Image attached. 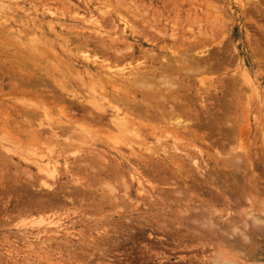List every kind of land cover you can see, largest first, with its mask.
<instances>
[{"label":"rangeland","instance_id":"1","mask_svg":"<svg viewBox=\"0 0 264 264\" xmlns=\"http://www.w3.org/2000/svg\"><path fill=\"white\" fill-rule=\"evenodd\" d=\"M263 8L264 0H0V109L3 108L0 110V192H3L0 194V264H264ZM86 37L96 40H90V45L85 47L82 42L87 41ZM99 38L114 40L117 50H130L120 51V54L117 51L118 59L101 52L98 55ZM68 52L78 55L77 60H81L82 54L93 56L94 52L97 56L92 60L97 58L100 62L107 57L102 63L109 61L107 65L111 64V72L116 68L113 72H144L147 69L151 73L156 68L168 69L169 73L172 70L168 76L175 86L174 92L166 93L168 86L165 89L158 87L157 94L161 93V98L152 100L155 107L148 111L152 120L148 113L145 114L147 110L139 108L142 115L138 117L130 106L110 103L112 108L117 107L121 116L124 115L121 110L124 113L131 110V117L134 115L136 122L137 117L143 123L153 121V127L150 122L143 127L141 122V127L138 125L139 128L135 127L137 129L132 132L131 129L119 132L116 126H110L114 109H109L104 117L103 122L111 128L105 126L108 133L103 125L95 126L94 121L89 122L95 119L86 116L88 109L96 110L89 105L95 96L88 90L83 93L81 88L89 87L87 78L93 70L84 68L77 61L73 63ZM54 54L58 57H53ZM59 55L64 57L63 61L59 60ZM65 59L69 65L64 63ZM59 61L64 63L62 67L66 66L62 75L67 79L58 73L59 69H53ZM164 62L172 69L169 70L168 65L167 69L163 68ZM37 72L45 75L38 77ZM33 74L35 79L31 77ZM21 75L29 76V81L47 75V80L44 78L47 86L37 84L31 89L26 86L24 90L26 78ZM71 75L76 79H71ZM58 78L62 83L64 80L66 90L60 88L66 92L58 91L60 88L56 84H61ZM81 80L84 86L80 88ZM67 83L72 85L69 89ZM19 87L21 90L16 89ZM73 87L79 92L77 99L80 100L74 99L77 105L71 99ZM14 88L20 92L15 93ZM28 90L32 92L29 97ZM68 90L71 91L68 93ZM60 91L66 99L71 96L69 102L65 100V103V95ZM58 93L63 99H59ZM142 100L138 96V102ZM81 103L88 108L82 110ZM61 105L71 107L68 111L74 113L67 115L65 110L66 115L64 111L60 114ZM156 106L163 108L161 113L157 109L151 112ZM169 108L177 112H169ZM26 110L34 112L29 113L31 117L37 114L31 118L32 122ZM163 113L169 116V125L157 121ZM70 114H74L73 117ZM144 114L149 116L148 119ZM171 116L175 117L173 121ZM56 118L62 122L71 121L76 128L74 131L78 130L83 137L78 139L80 134L74 137V131L66 134L67 137L61 136V130L55 128ZM149 127L154 131L151 132ZM98 129L101 132H97ZM95 131L98 134H94ZM145 131L149 136L144 135ZM103 132L110 133L109 138L105 133L102 138ZM44 135L53 140L48 141ZM69 140L77 144L73 143L74 149L65 147L63 142H71ZM45 145L53 150L56 148L55 152L51 150L49 155L50 149L47 150ZM58 145L63 146L62 149ZM157 169L160 172L155 171ZM161 170L167 172V176L159 174ZM146 171L151 172L145 175ZM168 176L171 179H166ZM67 186L75 194L69 195V188L68 193H63ZM176 189H183V192ZM33 193H37L38 202H33ZM191 206L196 209L192 207V210ZM201 213L206 215L201 218ZM189 216L195 220L190 221ZM255 216L257 221H253Z\"/></svg>","mask_w":264,"mask_h":264},{"label":"bare ground","instance_id":"2","mask_svg":"<svg viewBox=\"0 0 264 264\" xmlns=\"http://www.w3.org/2000/svg\"><path fill=\"white\" fill-rule=\"evenodd\" d=\"M218 1V0H217ZM220 1V0H219ZM214 2H216V1H214ZM224 3V2H223ZM65 4V3H64ZM223 5V4H222ZM219 6V5H218ZM226 7V6H225ZM124 8V7H123ZM127 9H129V8H127ZM264 9V8H263ZM18 10V9H17ZM117 10V9H116ZM126 10V9H125ZM218 10V9H217ZM222 10V9H221ZM220 10V11H221ZM128 12H129V10H128ZM142 12V11H141ZM222 12V11H221ZM130 13V12H129ZM146 13V12H145ZM210 13V12H209ZM105 14V13H104ZM115 14V13H114ZM223 14H225V13H223ZM121 15V14H120ZM94 17V16H93ZM249 17V16H248ZM132 19V18H131ZM154 19V18H153ZM127 20V19H126ZM150 20V19H149ZM93 24H94V22H93ZM111 24V23H110ZM52 26V25H51ZM96 26V25H95ZM98 26H100V25H97L96 27H98ZM102 26V25H101ZM45 27V26H44ZM74 27V26H73ZM67 28V27H66ZM98 28H100V27H98ZM38 29V28H37ZM82 30V29H81ZM106 30V29H105ZM110 30V29H109ZM97 31H98V29H97ZM138 31V30H137ZM96 32V31H95ZM147 32V31H146ZM97 33V32H96ZM74 34V33H73ZM94 35H95V33H93ZM99 34V33H98ZM59 35V34H58ZM107 35V34H106ZM49 37V36H48ZM64 37V36H63ZM84 37V36H83ZM97 37V36H96ZM87 38V37H86ZM95 38V37H94ZM94 38L93 39H88L87 38V41L85 42V43H83L82 42V44L83 45H85V47L86 46H89L90 45V40H94ZM1 39V38H0ZM66 39V38H65ZM20 40V39H19ZM86 40V39H85ZM96 40V39H95ZM94 40V41H95ZM98 40H100L99 41V45H98V48L96 49L95 48V46H94V48L97 50V53L98 52H101L102 53V55H106L107 57H108V55L107 54H109V56H112V57H114L115 56V59L118 57L117 55V51H118V53L121 51V50H117V49H119V48H115V45H114V40H112V39H105V38H102V39H98ZM50 41V40H49ZM129 42V41H128ZM6 43V42H5ZM16 43V42H15ZM40 43V42H39ZM91 43H93V42H91ZM118 43V42H117ZM17 44V43H16ZM23 44V43H22ZM124 44V43H123ZM24 45V44H23ZM259 45H261V44H259ZM4 46V45H3ZM61 46V45H60ZM122 47V46H121ZM124 47H126V46H124ZM132 47V46H131ZM19 48V47H18ZM49 48V47H48ZM78 48H79V46H78ZM126 48H130V47H126ZM142 48V47H141ZM42 49V48H41ZM132 49V48H131ZM1 50V49H0ZM24 50V49H23ZM30 50H31V48H30ZM90 50V49H89ZM98 50H100V51H98ZM125 50V49H124ZM124 50H122L121 52H123ZM128 50H130V49H128ZM128 50H125V51H128ZM28 51V50H27ZM51 51H53V50H51ZM68 51V50H67ZM7 52V51H6ZM40 52V51H39ZM41 52H44V51H41ZM66 52V51H65ZM64 52V53H65ZM120 52V53H121ZM129 52V51H128ZM5 53V52H4ZM69 53V52H68ZM95 53V55L97 56V53L96 52H94ZM119 53V54H120ZM16 54V53H15ZM21 54V53H20ZM63 54V53H62ZM70 54V53H69ZM73 54V53H72ZM85 54V53H84ZM100 53H98V55H99ZM125 54V53H124ZM129 54V53H128ZM35 55H37V54H35ZM39 55V54H38ZM80 55V54H79ZM95 55H93V56H91V55H88V54H85V55H83L82 54V56H81V60H77L78 58H79V56L77 55V56H73V55H69V57L71 58L72 57V60H73V63H74V61H77V64L78 63H81V65L84 67V68H86V69H88V70H93L92 71V73H90V74H88V78L87 79H89V81L87 80V82H88V86L89 87H87V88H81V87H83L84 86V84H82V80L81 81H79V83L81 82V84H80V88H81V91L84 93V92H87V90H88V92H89V94H91L92 96H95L93 99H92V101H91V104H89V105H92V107L93 108H95L96 110H97V114L95 115L94 113H95V111L94 110H90V109H88L87 110V112H88V114H89V116H88V114L86 115L87 116V118H89L90 116V118H95V119H92V121L90 120L89 122H93L94 121V124H95V126L96 125H98V124H100V126L101 125H103L104 127L105 126H107V127H109L110 128V126L112 125V127H113V125H114V127L116 126L117 128H118V130H120L119 132H121V131H129L130 129H131V132H132V129L133 130H135V129H137V128H139V127H141V122L143 123L144 121L142 120L141 122L138 120V117H140L141 115H142V112H141V110L139 109V108H141V109H144V110H147V112L145 113L146 115H147V113H148V111H150L151 109H153V107H155V106H153L152 105V100H158L159 99V97L161 98V93H159V94H157V89H159V88H164L165 86H168V87H165V88H167V89H169V90H167V89H165L167 92L166 93H170V92H174V89L175 88H173V87H175L174 86V84H172L171 82H170V80H171V77H169L170 75V72L172 71H169V73L167 72L168 71V69L167 68H169V70L170 69H172V68H170L171 67V65L170 64H167L166 62H164V63H166L165 64V67H163V66H161V67H163V68H166V66L168 65L169 67H167L166 69L167 70H165V69H159V70H157L156 68H155V70H153L154 72H151V73H149L148 71H147V69H146V71H144V72H141V71H139V70H137L135 73L132 71V72H129V73H126V72H120V73H117V72H113V71H115L113 68V73L110 71V69H111V67L109 66V65H111V64H109V65H107L108 64V62H107V64H104V63H102V61L105 59L104 57H103V60L102 59H100V58H98V60L100 59V62H98L97 61V58L96 59H91L92 57H95ZM122 55V54H121ZM130 55V54H129ZM164 55V54H163ZM183 55V54H182ZM54 56H56L55 54L53 55V57ZM60 56V55H59ZM105 56V57H106ZM124 56V55H123ZM126 56V55H125ZM147 56V55H146ZM12 57V56H11ZM16 57V56H15ZM43 57V56H42ZM56 57H58V54H57V56ZM68 57V56H67ZM107 57H106V59H107ZM111 57V58H112ZM128 57V56H127ZM175 57V56H174ZM182 56H180V58H181ZM50 58V57H49ZM62 58H63V60H64V57H62V55L60 56V58H59V60L61 59L62 60ZM102 58V57H101ZM14 59V58H13ZM13 59H12V61H13ZM19 59H20V56H19ZM24 59V58H23ZM26 59V58H25ZM53 59V58H52ZM58 59V58H57ZM57 59H55V60H57ZM68 60H69V58H67ZM105 59V60H106ZM109 59V58H108ZM118 59V58H117ZM127 59H129V58H127ZM165 59V58H164ZM170 59V58H169ZM17 61H18V59H16ZM62 60V61H63ZM131 60V59H130ZM163 60V59H162ZM181 60V59H180ZM179 60V61H180ZM197 59H195V61H196ZM20 61V60H19ZM107 61V60H106ZM115 61V60H114ZM153 61V60H152ZM165 61H167V60H165ZM25 62V61H24ZM32 62V61H31ZM60 62V61H59ZM66 62V59H65V61H64V63ZM69 62V61H68ZM104 62V61H103ZM112 62V61H111ZM129 61H127L126 63H128ZM159 62V61H158ZM11 63V62H10ZM58 63V62H57ZM63 62L61 63L60 62V64H58V66H54L53 67V69L54 70H58L59 72V74L61 75V76H63L62 74V72H64V71H62V70H64L65 69V67H62L63 66V64H64ZM115 63V62H114ZM161 63V62H160ZM168 63H169V61H168ZM176 63V62H175ZM29 64V63H28ZM50 64V63H49ZM62 64V65H61ZM66 65H69V64H67V62L65 63ZM117 64H119V63H117ZM121 64V63H120ZM36 65V64H35ZM56 65V64H55ZM71 65V64H70ZM74 65V64H73ZM76 65V64H75ZM123 65V64H122ZM163 65V64H162ZM173 65V64H172ZM31 66V65H30ZM149 66V65H148ZM20 67H22V66H20ZM35 67V66H34ZM57 67V68H56ZM70 67V66H69ZM72 67V68H71ZM71 69H73L74 68V66H72L71 65ZM152 67V66H151ZM158 67V66H157ZM173 67H175V66H173ZM16 68V67H15ZM24 68V67H23ZM32 68V67H31ZM108 68H109V70H108ZM127 68V67H126ZM142 68V67H141ZM152 68H154V66L152 67ZM151 68V69H152ZM180 68V67H179ZM22 69V68H21ZM51 69H52V67H51ZM52 69V70H53ZM122 69H123V67H122ZM140 69V68H139ZM144 69V68H143ZM142 69V70H143ZM191 69V68H190ZM42 70H43V68H42ZM41 70V71H42ZM51 70V71H52ZM77 70V69H76ZM173 70H175V69H173ZM181 70V69H180ZM186 70V69H185ZM200 70V69H199ZM11 71V70H10ZM33 71V70H32ZM36 71V70H35ZM67 71H68V68H67ZM73 71H75L74 69H73ZM107 71H110V72H107ZM120 71H121V69H120ZM122 71H124V70H122ZM182 71V70H181ZM187 71H188V69H187ZM16 72V71H15ZM178 72V71H177ZM190 72V71H189ZM192 72V71H191ZM6 73H9V72H6ZM35 73V72H34ZM49 72H46V74L47 75H50L51 76V74L49 73ZM57 73V72H56ZM70 73H71V70H70ZM188 73V72H187ZM31 75H32V73H30ZM30 74H29V76H30ZM37 75H38V77L39 76H41L42 74H38V72L36 73ZM64 74H66V73H64ZM79 74V71H77V75ZM151 74V75H150ZM43 75H45V74H43ZM43 75H42V77H43ZM46 75V76H47ZM66 75H68V74H66ZM65 75V76H66ZM74 75V74H73ZM169 75V76H168ZM195 75V74H194ZM2 76V75H1ZM19 76V75H18ZM26 76V77H25ZM29 76H27V75H24L23 77H22V75H21V77L22 78H26L25 80H27V78L29 77ZM46 76H44V78L46 79L47 77ZM54 76V75H53ZM52 76V77H53ZM72 76V75H71ZM177 76V75H176ZM191 76V75H190ZM11 77V76H10ZM16 77V76H15ZM31 77H34V79L36 78L35 77V74H33V76H31ZM49 77V76H48ZM57 76L55 75L54 76V78H56ZM78 77V76H77ZM87 77V76H86ZM187 77V76H186ZM44 78L42 79H38L37 78V81L36 80H34L33 78H32V80H31V78H30V80L31 81H29V80H27V82H25V80H24V85H25V87H24V90H26L27 89V87H28V89L30 88V87H32L33 88V86L35 87L37 84H39V85H43V86H47L46 85V83L44 82ZM50 78V77H49ZM53 78V79H54ZM66 78V77H65ZM64 78V76H63V79H65ZM80 78V77H79ZM83 78V77H82ZM82 78H80V79H82ZM155 78H157V79H155ZM188 78V77H187ZM52 79V78H51ZM67 79V78H66ZM71 79H76V78H74L73 76H72V78ZM84 79V78H83ZM5 80V79H4ZM18 80H19V78H18ZM34 80V81H33ZM47 80V79H46ZM57 80V79H56ZM58 80H59V78H58ZM58 80H57V82H58ZM187 80V79H186ZM21 81H23V80H21ZM29 81V82H28ZM53 81H55V79L53 80ZM60 81V80H59ZM156 81V83L158 84H156V83H154ZM9 82V81H8ZM39 82V83H38ZM43 82L45 83V84H43ZM56 82V81H55ZM54 83V82H53ZM60 85H59V83H55L56 84V86L58 85V88H63V89H65L66 90V84L64 83V80H63V83H62V81H60ZM76 83V82H75ZM74 83V84H75ZM79 83L77 84V85H79ZM50 85L52 84V81H51V83H49ZM68 85H67V89H69L68 87H71L70 86V84L69 83H67ZM73 84V85H74ZM22 85V84H21ZM20 85V86H21ZM24 85H22V86H24ZM49 85V86H50ZM53 85V84H52ZM51 85V86H52ZM76 85V86H77ZM156 85H157V87H156ZM173 85V86H172ZM27 86V87H26ZM75 86V85H74ZM39 88H40V86H38ZM37 87V88H38ZM54 87H55V85H54ZM86 87V86H85ZM159 87V88H158ZM191 87V86H190ZM22 88V87H21ZM21 88L19 87V88H16V89H18V90H21ZM38 88V89H39ZM46 88V87H45ZM58 89V91L59 90H62L63 92L65 91V90H63V89ZM186 88V87H185ZM15 89V88H14ZM16 89H15V93H17L18 94V92H20V91H18V92H16ZM31 89V88H30ZM42 89H44V87L42 88ZM71 89V88H70ZM120 89H123L124 90V92L121 90V92H122V94H120L121 92H120ZM34 90H36V88L34 89ZM55 90H57L56 88H55ZM71 90H73V93L71 92V95H72V97L73 98H71V96H69V92L71 91ZM71 90H68V93H66L71 99H76L77 101L78 100H80L79 98L77 99V97H78V94H79V92L78 91H76L75 89H74V87H73V89H71ZM77 90H80V89H77ZM192 90V89H191ZM41 91V90H40ZM39 91V92H40ZM52 91H53V89H52ZM62 91H60V93L62 92ZM150 91H153L152 93L150 92ZM154 91H156V92H154ZM159 91V90H158ZM198 91V90H197ZM14 92V91H13ZM23 92V91H22ZM37 91H35V93H36ZM44 92V91H43ZM55 92V91H54ZM62 92V93H63ZM66 92V91H65ZM78 92V93H77ZM146 92H148V93H146ZM177 92V91H176ZM25 93H26V91H25ZM34 93V92H33ZM38 93V92H37ZM49 93V92H48ZM47 93V94H48ZM60 93H58L59 95H60ZM61 93V95H65L64 93L62 94ZM82 93V94H83ZM27 94H29L27 97H29L31 94H32V92L31 91H27ZM40 94V93H39ZM55 94H57V92L55 93ZM81 94V95H82ZM176 94V93H175ZM1 95V94H0ZM9 95V94H8ZM35 95V94H34ZM60 95V96H61ZM158 95V96H157ZM163 95H164V93H163ZM167 95H169V94H167ZM198 95V94H197ZM24 96H26V94L24 95ZM42 96V95H41ZM45 97L47 96V95H44ZM43 96V97H44ZM59 96V99L60 98H62V96L60 97ZM138 96H141L142 97V101L139 103L138 102ZM165 96V95H164ZM171 96H173V94L171 95ZM177 96V95H176ZM176 96H173V97H176ZM39 97V96H38ZM37 97V98H38ZM64 97V96H63ZM172 97V98H173ZM31 98H32V96H31ZM58 98V97H57ZM65 99H63L64 101L66 100L67 102H69L70 101V98L68 99H66V95H65V97H64ZM81 98V97H80ZM164 98V97H163ZM168 98V97H167ZM49 99H50V97H49ZM166 99V98H165ZM61 100V99H60ZM139 100H141V98L139 97ZM167 100V99H166ZM66 101H65V103H66ZM154 101V102H155ZM51 102L52 101H50V103L49 104H51ZM76 101L74 100V102L73 103H75ZM80 102V101H79ZM90 102V101H89ZM106 102V103H105ZM111 102H115V103H118V104H122V105H124L125 107L126 106H130L129 107V109H131V110H133L134 111V109H135V112H134V115H136V116H138L137 117V122L135 121V117H134V115H133V117L135 118V119H133V117H131L132 116V114H133V111L131 112V110L129 111V112H126L125 111V113L123 112V110H121V113L122 114H124L123 116H121L120 115V113H119V110L117 109V107L114 109V108H112L111 106H110V103ZM163 102H164V100H163ZM170 102V101H169ZM48 103V102H47ZM64 103V104H65ZM71 103V102H70ZM41 104V103H40ZM46 104V103H45ZM56 104H58V103H56ZM59 104H61V103H59ZM63 104V103H62ZM76 104V103H75ZM82 104V103H81ZM107 104V105H106ZM133 104H135V105H133ZM160 104V103H159ZM184 104V103H183ZM53 105V104H52ZM74 105V104H73ZM77 105V104H76ZM86 105V104H85ZM133 105V106H132ZM158 105V104H157ZM1 106H3V105H1ZM62 106V105H61ZM69 106V105H68ZM71 106H72V104H71ZM88 106V105H87ZM124 106H122V107H124ZM153 106V107H152ZM162 106V105H161ZM169 106V105H168ZM49 107V106H48ZM79 106H77V108H78ZM152 107V108H151ZM162 107H164V106H162ZM170 107H174L173 105H170ZM59 110H58V112L60 113V114H62V112H63V114L65 113V110L66 111H68V109L69 108H71V107H69V108H64L63 106L62 107H60L59 106ZM86 108H88V107H85V106H83V104L81 105V109L82 110H85ZM119 108H120V106H119ZM128 108V107H127ZM175 109H176V107H174ZM1 109H3V108H1ZM0 109V110H1ZM26 109V108H25ZM34 109V108H33ZM52 109V108H51ZM109 109H112V111H113V109L115 110V112H113V114H114V118L113 119H110L109 121H110V126L109 125H107L108 123L106 122V125H105V123L103 122L104 121V117H106L107 115H108V112L110 111ZM120 109H122V108H120ZM155 109H157V110H159L160 112H158V113H161V110L163 109V108H161V109H159V108H157V106H156V108H154V110L153 111H151V112H156L157 110H155ZM35 110V109H34ZM80 110V109H79ZM14 111V110H13ZM12 111V112H13ZM27 111H28V113H27ZM50 111V110H49ZM57 111V110H56ZM76 111H78V110H76ZM99 111V112H98ZM128 111V110H127ZM170 111H173V113L174 112H177L176 110L174 111V110H172V109H170L169 108V112ZM1 112V111H0ZM4 112V111H3ZM26 113H27V115L29 114V113H31L32 112V114L34 113L33 111H29V110H26L25 111ZM71 112V111H70ZM69 111H68V113H67V115H69V113H70ZM82 112V111H81ZM94 112V113H93ZM163 112V111H162ZM23 113V112H22ZM36 113H38V112H36ZM66 113H65V115H66ZM71 113H74V111H72ZM83 113H85V112H83ZM6 114V113H5ZM40 114H41V112H40ZM40 114H38V116H41ZM49 114V113H48ZM62 114V115H63ZM111 114V113H110ZM144 114V115H145ZM149 114V113H148ZM177 113H175V115H176ZM27 115L25 114V116L27 117ZM30 115V114H29ZM28 115V116H29ZM35 116H37V114H34ZM72 115V116H71ZM73 115L74 114H70V116L71 117H73ZM143 115V116H144ZM145 115V118L146 117H149V116H146ZM150 115V120H152L151 119V114H149ZM155 115V114H154ZM34 116V117H35ZM178 117H179V115H177ZM33 117V116H32ZM31 117V115L29 116V121L31 120V122H32V118ZM34 117H33V119H34ZM43 117V116H42ZM158 118L157 116H154V118ZM174 117V116H173ZM177 117V118H178ZM38 118V117H37ZM37 118H35V119H37ZM153 118V117H152ZM169 118V116H166L164 113L163 114H161V116H159V118H158V122L160 123H163V124H165V123H167L168 125L170 124V118ZM171 118H172V116H171ZM175 118V117H174ZM174 118H172V121H173V119ZM176 118V119H177ZM73 119V118H72ZM106 119V118H105ZM144 119V118H143ZM146 119H148V118H146ZM24 120V119H23ZM26 120V119H25ZM43 120V119H42ZM53 120H55V119H53ZM56 120L58 121V119L56 118ZM55 120V121H56ZM80 120V119H79ZM85 120H87V119H85ZM156 120H154V121H156ZM28 121V122H29ZM77 121V120H76ZM147 121V120H146ZM145 121V123L148 125V123L150 122L149 120H148V122H146ZM156 121V122H157ZM18 122V121H17ZM31 122H29V123H31ZM85 122H87V121H85ZM96 122H97V124H96ZM153 121H151L150 122V124H151V126H152V123ZM157 122V124H159ZM175 122V121H174ZM173 122V123H174ZM178 122V121H177ZM183 122V121H182ZM22 123V122H21ZM27 123V122H26ZM25 123V124H26ZM42 123V122H41ZM52 123H54L55 124V122L53 121ZM140 123V124H139ZM145 123H143V127L145 126ZM187 123H189V122H187ZM186 123V124H187ZM34 124V123H33ZM35 124H37V123H35ZM42 124H44V123H42ZM53 124V125H54ZM149 124V125H150ZM157 124H155V125H157ZM26 125H29V124H26ZM40 125V124H39ZM138 125H139V127H138ZM154 125V124H153ZM161 125V124H160ZM160 125H158L157 127H160ZM168 125H167V127H168ZM184 125V124H183ZM55 126V125H54ZM54 126H52V128L53 129H55V128H58L59 130H61V132H60V135L61 134H64V136L66 135V134H68V133H72L76 128H74L73 126H72V123H71V121H58V122H56V127L54 128ZM171 126V125H170ZM13 127V126H12ZM25 127V126H24ZM38 127V126H37ZM98 127V126H97ZM107 127H105L104 129H106V132H107ZM115 127V128H116ZM135 127H137V128H135ZM153 127V126H152ZM152 127H149V130H151V132H152V130L154 131V129H150V128H152ZM156 126L154 127L155 129L157 128ZM166 127V125L165 126H162L161 128H165ZM178 128V127H177ZM58 129H56V130H58ZM100 129V128H99ZM98 129V131L97 132H101L100 130ZM111 129V128H110ZM114 129V128H113ZM147 129V128H146ZM167 129V128H166ZM180 129H182V128H180ZM40 130V129H39ZM102 130V129H101ZM117 130V129H116ZM173 130V129H172ZM4 131V130H3ZM14 131V130H13ZM31 131V130H30ZM50 132H53L52 130H49ZM78 131V130H77ZM76 131V132H77ZM79 131H81V130H79ZM102 131H105V130H102ZM147 132H148V134L150 135V133H149V131H148V129L146 130ZM146 131H145V136H149L148 134H146ZM157 130H155V132H156ZM159 131V130H158ZM11 132V131H10ZM20 132V131H19ZM58 132V131H57ZM76 132L74 131V133H75V135H76ZM188 132V131H187ZM17 133V132H16ZM47 133V132H46ZM55 133V132H54ZM78 133V132H77ZM90 133V132H89ZM88 133V134H89ZM94 133V132H93ZM105 132H103V133H99L100 134V136L102 137V134H104ZM108 133V132H107ZM107 133H105V134H107ZM80 134V137L78 138V139H80L81 138V136L82 135H84V134H82L81 135V133L79 132L76 136L74 135V137H78V135ZM94 134H98V133H96V131H95V133ZM94 134H93V138H94ZM110 134V133H109ZM109 134H107V136L109 135ZM115 134H116V132H115ZM151 134H153V133H151ZM166 134V133H165ZM182 134V133H181ZM20 135V134H19ZM30 135V134H29ZM39 135V134H38ZM37 135V136H38ZM41 135V134H40ZM52 135V134H51ZM56 135H58L57 133H56ZM111 135H113L112 133H111ZM110 135V136H111ZM121 135V134H120ZM14 136V135H13ZM53 136V135H52ZM62 136V135H61ZM61 136H58L57 138H59V137H61ZM68 135H66V137H67ZM98 136V135H97ZM96 135H95V137H97ZM99 136V137H100ZM152 136V135H151ZM153 136H156V135H154L153 134ZM166 136V135H165ZM18 137V136H17ZM38 137H40V136H38ZM44 137L45 138H47L48 136H45L44 135ZM83 137V136H82ZM100 137V138H101ZM104 137H105V135H104ZM22 138V137H21ZM33 138V137H32ZM57 138L55 139V141L57 140ZM68 138H72V137H68ZM68 138H66L65 139V141H67V139ZM103 138V137H102ZM108 138H109V136H108ZM110 138H112V136L110 137ZM179 138V137H178ZM17 139V138H16ZM19 139V138H18ZM35 139V138H34ZM34 139H33V141L32 142H35L36 141V139H35V141H34ZM48 139V138H47ZM50 139H51V137H50ZM50 139H48V141L50 140ZM95 140H97L98 139V137L97 138H94ZM106 139H107V137H106ZM113 139V138H112ZM4 140V139H3ZM22 140V139H21ZM38 140V139H37ZM45 140V141H44ZM51 140H53V138L51 139ZM50 140V141H51ZM105 140V139H104ZM103 140V141H104ZM109 140V139H108ZM144 140V139H143ZM5 141V140H4ZM9 141V140H8ZM13 141H15V140H13ZM48 141H46V139H43V142H48ZM59 141V140H58ZM69 141H71L72 142V140H69ZM110 141V140H109ZM119 141V140H118ZM146 141V140H145ZM19 142V141H18ZM71 142H63L64 143V145H65V147H67V150H69V148L70 147H72L74 144H75V142L73 141L72 143ZM105 142V141H104ZM121 142V141H120ZM31 143V142H30ZM36 143V142H35ZM45 143V144H46ZM62 143V142H61ZM63 143H62V145H63ZM74 143V144H73ZM78 143V142H77ZM80 143V142H79ZM84 143V142H83ZM101 143H102V141H101ZM100 143V144H101ZM106 143V142H105ZM129 143V142H128ZM132 143V142H131ZM25 144V143H24ZM32 144V143H31ZM47 144H49L50 145V142H48ZM52 144V146H51V148H53V143H51ZM13 145V144H12ZM60 145V144H59ZM58 145V148L61 146H59ZM75 145H77V144H75ZM108 145V144H107ZM106 145V146H107ZM122 145V144H121ZM183 145V144H182ZM27 146V145H26ZM29 146V145H28ZM46 146V145H45ZM44 146V147H45ZM56 146V145H55ZM55 146H54V148H55ZM105 146V145H104ZM105 146V147H106ZM31 147V146H30ZM63 147V146H62ZM62 147H60V149H62ZM69 147V148H68ZM75 147V146H74ZM79 147V146H78ZM98 147V146H97ZM12 148V147H11ZM17 148V147H16ZM32 148H34L33 146H32ZM46 148H47V146H46ZM45 148V149H46ZM49 149H50V151H47L48 153H49V155L51 154V152L52 151H54L53 149H51L50 148V146L48 147ZM48 148H47V150H48ZM77 148V147H76ZM104 148V147H103ZM110 148V147H109ZM26 149V148H25ZM39 149V148H38ZM60 149H59V151H60ZM72 149H74L73 147H72ZM31 150V149H30ZM52 150V151H51ZM66 150V151H67ZM90 150V149H89ZM127 150V149H126ZM231 150V149H230ZM33 151V150H32ZM32 151H30V152H32ZM34 151H35V149H34ZM38 151V150H37ZM65 151V150H64ZM91 151V150H90ZM119 151V150H118ZM234 151V150H233ZM55 152V151H54ZM54 152L52 153V155H54ZM177 152V151H176ZM237 152V151H236ZM58 153V152H57ZM118 153H121V152H118ZM218 153V152H217ZM228 153V152H227ZM231 153V152H230ZM234 153V152H233ZM24 154V153H23ZM33 154V153H32ZM35 154V153H34ZM229 154V153H228ZM255 154V153H254ZM19 155V154H18ZM43 155V154H42ZM59 155V154H58ZM58 155H57V157H58ZM84 155H85V153H84ZM130 155H132V154H130ZM129 155V156H130ZM244 155V154H243ZM41 156V155H40ZM56 156V155H55ZM87 156V155H86ZM218 156V155H217ZM231 156V155H230ZM255 156V155H254ZM2 157V156H1ZM47 157V156H46ZM82 157H84V156H82ZM50 158V157H49ZM59 158V157H58ZM148 158V157H147ZM146 158V159H147ZM223 158V157H222ZM236 158V157H235ZM5 159V158H4ZM57 159V158H56ZM145 160V159H144ZM151 159H148V161H150ZM218 160V159H217ZM238 160V159H237ZM34 161V160H33ZM77 161V160H76ZM80 161V160H79ZM89 161H91V159L89 160ZM138 161V160H137ZM129 162H130V160H129ZM257 162V161H256ZM112 163V162H111ZM128 163V162H127ZM132 163V162H131ZM154 162H152V164H153ZM162 163V162H161ZM250 163V162H249ZM7 164V163H6ZM119 164V163H118ZM130 164V163H129ZM135 164V163H134ZM144 164V163H143ZM154 164H156V162L154 163ZM164 164V163H163ZM98 165V164H97ZM112 165V164H111ZM120 165V164H119ZM127 165V164H126ZM145 165V164H144ZM148 165V164H147ZM226 165V164H225ZM242 165V164H241ZM14 166V165H13ZM72 166V165H71ZM74 166V165H73ZM87 166V165H86ZM100 166H102V165H100ZM121 166V165H120ZM152 166V165H151ZM162 166V165H161ZM227 166V165H226ZM47 167V166H46ZM57 167V166H56ZM55 167V168H56ZM104 167V166H103ZM114 167H116L115 166V164H114ZM159 167V166H158ZM163 167V166H162ZM161 167V168H162ZM189 167V166H188ZM247 167V166H246ZM249 167V166H248ZM101 169H102V167H100ZM105 169H111V167L110 166H106V167H104ZM112 168H113V166H112ZM143 168V167H142ZM154 168V167H153ZM169 168V167H168ZM230 168V167H229ZM29 169V168H28ZM78 169V168H77ZM80 169V168H79ZM118 169V168H117ZM155 169V168H154ZM71 170V169H70ZM73 170H75V169H73ZM85 170V169H84ZM98 170H100L99 168H98ZM112 170V169H111ZM113 170H114V168H113ZM112 170V171H113ZM146 169H144V171H145ZM147 170H149V169H147ZM168 170V169H167ZM72 171V170H71ZM70 171V172H71ZM101 171V170H100ZM155 171H159V169H157V170H155ZM162 172L161 173H159V174H163V175H166V173L163 171V170H161ZM243 171V170H242ZM13 172V171H12ZM80 172H81V170H80ZM86 172V171H85ZM95 172H96V170H95ZM101 172H103V171H101ZM148 171H146L144 174L146 175V173H147ZM151 171H149L148 173H150ZM160 172V171H159ZM217 172V171H216ZM58 173V172H57ZM116 173V172H115ZM114 173V174H115ZM147 173V174H148ZM156 173V172H155ZM165 173V174H164ZM11 174V173H10ZM96 174V173H95ZM99 174V173H98ZM101 174V173H100ZM99 174V175H100ZM111 174V173H110ZM113 174V173H112ZM119 174V173H118ZM154 174V173H153ZM172 174H174L173 172H172ZM52 175V174H51ZM116 175V174H115ZM139 175V174H138ZM151 175V174H150ZM1 176V175H0ZM68 176V175H67ZM118 176V175H117ZM120 176V175H119ZM136 176V175H135ZM152 177L154 176V175H151ZM160 177H161V175H159ZM167 176V175H166ZM176 176V175H175ZM4 177V176H3ZM106 177V176H105ZM170 176H168V177H166V179L168 178V179H171V177L169 178ZM51 178H53V175H52V177ZM99 178H100V176H99ZM99 178H97V179H99ZM110 178V177H109ZM159 178V177H158ZM94 179V178H93ZM93 179H91V180H93ZM144 179V178H143ZM156 179V178H155ZM173 179V178H172ZM201 179V178H200ZM230 179V178H229ZM95 180V179H94ZM157 180V179H156ZM184 180V179H183ZM199 180V179H198ZM218 180V179H217ZM28 181V180H27ZM96 181V180H95ZM102 181V180H101ZM163 181H164V179H163ZM196 181V180H195ZM207 181V180H206ZM35 182V181H34ZM179 182V181H178ZM178 182H176L175 184H177ZM20 183V182H19ZM22 183V182H21ZM27 183V182H26ZM37 183V182H36ZM45 183V182H44ZM165 183V182H164ZM216 183V182H215ZM4 184V183H3ZM3 184H2V186H3ZM12 184H13V182H12ZM43 184V183H42ZM60 184V183H59ZM90 184V183H89ZM89 184H87V185H89ZM167 184V183H166ZM174 184V185H175ZM192 184H193V182H192ZM1 185V184H0ZM6 185H8V184H6ZM13 185H15V184H13ZM12 185V187H14ZM33 185V184H32ZM83 185H86V183L85 184H83ZM82 185V186H83ZM194 185H196V184H194ZM202 185V184H201ZM5 186V185H4ZM43 186V185H42ZM65 186V185H64ZM81 186V185H80ZM91 186V185H90ZM96 186V185H95ZM1 187V186H0ZM6 187V186H5ZM8 187H10L9 185H8ZM17 187H19V186H17ZM20 187H21V185H20ZM63 187V186H62ZM86 187V186H85ZM231 187V186H230ZM240 187V186H239ZM25 188H26V186H25ZM42 188V187H41ZM67 188H69V186H67L66 187V189ZM75 188V187H74ZM77 188H78V186H77ZM192 188H194V187H192ZM2 189H4V187L2 188ZM7 189V188H6ZM9 189V188H8ZM12 189V188H11ZM17 189V188H16ZM24 189V188H23ZM23 189H20V190H22L23 191V193H24V190ZM47 189V188H46ZM50 189V188H49ZM60 189H61V187H60ZM59 189V190H60ZM66 189H65V191L63 190V189H61L62 191H64L63 193H65L66 194V192L68 193L69 191H68V189H67V191H66ZM76 189V188H75ZM75 189H74V191H75ZM81 189V188H80ZM138 189V188H137ZM217 189V188H216ZM19 190V192H21ZM44 190V189H43ZM69 190H70V188H69ZM77 190V189H76ZM86 190V189H85ZM89 190H90V188H89ZM177 190V189H176ZM175 190V191H176ZM196 190V189H195ZM222 190V189H221ZM225 190V189H224ZM233 190V189H232ZM46 191V190H45ZM71 191V190H70ZM73 191V190H72ZM70 192L69 193V195L72 193V195L73 194H75V193H73V192ZM78 191H80L79 190V188H78ZM86 191H88V190H86ZM92 191V190H91ZM128 191V190H127ZM161 191V190H160ZM159 191V192H160ZM165 191V190H164ZM178 192L179 191H182L183 192V189H178L177 190ZM17 192V191H16ZM48 192H51V191H48ZM81 192H83V190L81 191ZM81 192H79V193H81ZM115 192V191H114ZM141 192V191H140ZM161 192H163V191H161ZM165 192H167V189H166V191ZM169 192H171V191H169ZM181 192V193H182ZM1 193H3V192H0V194ZM15 193V192H14ZM27 193V192H26ZM52 193V192H51ZM53 193H54V191H53ZM56 193H57V190H56ZM62 193V192H61ZM79 193H78V195H79ZM85 193V192H84ZM84 193H81V194H83L84 196H87L86 194H88L87 192H86V194H84ZM100 193V192H99ZM127 193V192H126ZM158 193V192H157ZM203 193V192H202ZM223 193V192H222ZM238 193V192H237ZM249 193V192H248ZM7 194V193H6ZM22 194V193H21ZM29 194H31L30 193V191L28 192V196H30ZM33 194H35V193H33ZM37 194V193H36ZM35 194V196H34V201L33 202H38L39 201V199H37V198H39V197H37V195ZM49 194V196H51L50 195V193H48ZM59 194V193H58ZM80 194V195H81ZM96 194V193H95ZM141 194V193H140ZM164 194V193H163ZM170 194H172V193H170ZM174 194V193H173ZM177 193H175V195H176ZM39 195V194H38ZM60 195V194H59ZM88 195H90V193L88 194ZM20 196V195H19ZM41 196V195H40ZM45 196H47L46 194H45ZM53 196V195H52ZM75 196V195H74ZM74 196H72L73 198H74ZM83 196V197H84ZM140 196V195H139ZM192 196V195H191ZM201 196V195H200ZM245 196H246V193H245ZM27 196H25V198H26ZM44 196H42V198H43ZM72 197H70L72 200H73V198ZM75 197H77V196H75ZM183 197V196H182ZM205 197V196H204ZM232 197V196H231ZM235 198H236V196H234ZM242 197V196H241ZM247 197H249V196H247ZM27 198H29V197H27ZM37 199V201H35L36 199ZM58 198V197H57ZM81 198H82V196H81ZM84 198H86V197H84ZM189 198V197H188ZM212 198V197H211ZM225 198V197H224ZM243 198V197H242ZM52 199V198H51ZM54 199H56V198H54ZM64 199V198H63ZM69 199V198H68ZM190 199V198H189ZM19 200H21V199H19ZM28 200V199H27ZM40 200H42V199H40ZM45 201H46V198L44 199ZM48 200V199H47ZM60 202H61V198H59L58 199ZM66 200V199H65ZM75 200H76V198H75ZM83 200V199H82ZM106 200H108V199H106ZM177 200V199H176ZM214 200H215V197H214ZM221 200H222V198H221ZM52 201V200H51ZM57 201V200H56ZM68 201H71V200H68ZM175 201V200H174ZM178 201V200H177ZM183 201H185V199L184 200H182V202ZM202 201V200H201ZM209 201H210V204L212 203L211 202V200L209 199ZM239 201V200H238ZM245 201V200H244ZM22 202V201H21ZM30 202V201H29ZM32 202V203H33ZM49 202V201H48ZM71 202H73V201H71ZM181 202V203H182ZM233 202H235V201H233ZM237 202V201H236ZM19 203V202H18ZM47 202H45V204H46ZM54 203V202H53ZM62 203V202H61ZM107 203V202H106ZM173 203V202H172ZM204 203V202H203ZM203 203H201V204H203ZM206 204H208V202H205ZM204 203V204H205ZM21 203H19V205H20ZM36 204V203H35ZM48 204V203H47ZM46 204V205H47ZM50 204V203H49ZM60 204V203H59ZM72 204V203H71ZM230 204V203H229ZM40 205V204H39ZM38 205V207H41V206H39ZM54 205V204H53ZM100 205V204H99ZM177 205V204H176ZM236 205H237V203H236ZM242 205V204H241ZM22 206V205H21ZM33 206V205H32ZM35 206V205H34ZM33 206V207H34ZM55 206H56V203H55ZM179 206V205H178ZM17 207H19V206H17ZM16 207V208H17ZM43 207V206H42ZM41 207V208H42ZM44 207H46V206H44ZM48 208H50V206H47ZM87 207V206H86ZM169 207V206H168ZM186 207H188L189 208V206H186ZM193 206H191V208H192ZM47 208V209H48ZM54 208V207H53ZM58 208H60V207H58ZM151 208V207H150ZM181 208V207H180ZM194 209H196V206H194L193 207ZM193 208H192V210H193ZM32 209V208H31ZM39 209V208H38ZM43 209V208H42ZM112 209V208H111ZM191 210V211H192ZM204 210V209H203ZM261 210H262V208H261ZM196 211H198V210H196ZM250 211V210H249ZM63 212V211H62ZM193 212V211H192ZM217 212V211H216ZM76 213V212H75ZM159 214H160V212H158ZM167 213V212H166ZM213 213V212H212ZM236 213V212H235ZM250 213V212H249ZM66 214V213H65ZM190 214V213H189ZM230 214V213H229ZM237 214V213H236ZM163 215V214H162ZM195 218L196 219H198V214L197 213H195ZM206 214L204 213V214H199V217H201V218H203L204 216H205ZM254 215V214H253ZM256 215V214H255ZM227 216V215H226ZM249 216V215H248ZM188 217V216H187ZM187 217H185V220L187 219ZM190 217V216H189ZM193 217V216H192ZM192 217H190L189 218V220L191 219V220H195L194 219V217H193V219H192ZM261 217V216H260ZM213 218V217H212ZM189 220L187 219V221L189 222ZM190 220V221H191ZM199 220V219H198ZM198 220H196V221H198ZM225 220V219H224ZM252 220V219H251ZM250 220V221H251ZM259 220V219H258ZM194 222V223H197V222ZM205 221V220H204ZM253 221H257V218H256V216H255V218L253 217ZM97 222H98V220H97ZM148 222V221H147ZM186 223V222H185ZM202 223V222H201ZM252 223V222H251ZM149 224V223H148ZM158 224V223H157ZM206 224V223H205ZM208 224V223H207ZM206 224V225H207ZM235 224V223H234ZM98 225V224H97ZM143 225V224H142ZM151 225V224H150ZM239 225V224H238ZM165 226V225H164ZM189 226V225H188ZM258 226V225H257ZM218 227V226H217ZM240 227V226H239ZM247 227V226H246ZM101 228V227H100ZM238 228V227H237ZM242 228V227H241ZM158 229V228H157ZM190 229V228H189ZM203 229V228H202ZM223 229V228H222ZM234 229V228H233ZM248 229V228H247ZM263 229H264V227H263ZM221 230V229H220ZM229 230V229H228ZM235 230V229H234ZM199 231V230H198ZM211 231V230H210ZM245 231V230H244ZM243 231V232H244ZM202 232V231H201ZM217 232V231H216ZM219 232V231H218ZM222 232V231H221ZM255 232V231H254ZM208 233H210V232H208ZM214 233V232H213ZM252 233V232H251ZM218 236H220V235H218ZM238 236V235H237ZM224 238V237H223ZM222 238V239H223ZM229 238V237H228ZM237 238V237H236ZM244 239V238H243ZM226 240V239H225ZM237 240V239H236ZM233 260V259H232ZM227 262V261H226ZM227 264V263H226Z\"/></svg>","mask_w":264,"mask_h":264}]
</instances>
